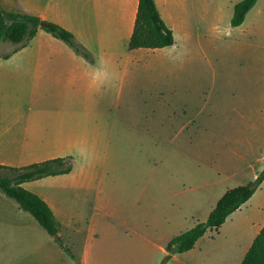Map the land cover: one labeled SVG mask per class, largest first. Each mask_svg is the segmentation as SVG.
Wrapping results in <instances>:
<instances>
[{
	"label": "rangeland",
	"instance_id": "1",
	"mask_svg": "<svg viewBox=\"0 0 264 264\" xmlns=\"http://www.w3.org/2000/svg\"><path fill=\"white\" fill-rule=\"evenodd\" d=\"M239 1L172 0L169 9L181 27L175 46L145 51L144 66L126 77L99 63L98 72L107 74L102 79L44 88L30 70L22 85L9 86L0 110L52 113L58 138L53 152L70 157L72 168L22 184L48 200L61 224L57 236L0 191V264H80L89 224L101 237L114 231L121 241L117 264H239L256 228L244 234L235 220L218 234L207 231L192 251L163 250L205 222L236 177L250 180L251 168L260 173L254 163L247 167L249 161L261 156L264 162V107L258 108L264 100V0L233 28ZM9 3L8 10L29 15L44 8L35 0ZM5 43L1 61L15 48ZM58 45L66 51L51 60L70 61L72 51ZM35 55L34 43L7 60L35 63ZM90 56L80 57L93 62ZM246 137L254 138L253 148L245 147ZM219 165L235 178L223 180ZM263 199L264 188L251 203Z\"/></svg>",
	"mask_w": 264,
	"mask_h": 264
},
{
	"label": "crops",
	"instance_id": "2",
	"mask_svg": "<svg viewBox=\"0 0 264 264\" xmlns=\"http://www.w3.org/2000/svg\"><path fill=\"white\" fill-rule=\"evenodd\" d=\"M9 2L10 0H0L4 10L17 12L7 9L10 6ZM35 2L37 4L41 2L44 6L42 11L37 14L40 20L59 25L72 33L90 55H93L94 60L93 62L86 60L84 62V59L76 55L65 43L39 29L26 46L20 48L8 58H4L7 54L2 56L4 60H0V100L5 96L10 85H22L26 79V72L30 70L34 72L35 85L44 88H55L58 85H65V83L75 81L87 82L91 77L94 79L105 78L106 73L98 72L99 63L122 71L126 77L131 71H137L144 66L143 55L145 51L165 50L166 48L174 47L176 31L178 26L181 28L179 22L176 24L173 21V16L169 9L172 0H154L162 21L172 31L174 44L162 49H134L130 51L127 45L134 27L138 0H35ZM59 41L65 44L73 53L71 60L68 62L51 60L58 57L60 50L66 51L61 45H58ZM34 43L35 56L39 61L35 63H8L7 59L17 56L23 49ZM3 44L5 45L6 43L2 42L0 47ZM12 49L14 47L9 52H12ZM208 63L213 66L211 60ZM82 64L89 66V72L82 68ZM60 90L63 91L62 89ZM53 92L55 93V91ZM211 98L214 97L210 95L208 99L211 100ZM258 104L259 109L264 107V100H261V97L258 100ZM262 109L264 110V108ZM56 127V117L49 112L24 116L19 112L0 110V165L22 167L58 158V155L53 152L58 146ZM246 139L245 147L253 148L255 144L254 138L246 137ZM260 159L261 156H257L254 160L248 162L247 167L251 168L254 163V166H259L257 170L261 172L264 168V162L261 164ZM251 169V179L242 180V178H235V175L226 173L222 165L218 166V171L220 173L223 172V180L237 179V184L226 188L227 190L255 179L257 176L255 169ZM64 175L67 174L58 176ZM262 188H264V180L257 190L261 191ZM257 190L239 209L231 213L217 230L208 229L207 231H215L218 234L226 226H230L229 222L235 220L237 223L236 228L240 229L242 233L249 234L256 228L257 235L264 225V199L255 204L251 203L256 193L259 192ZM38 196L52 210L58 223L57 235H59L61 224L58 222L53 208L46 198L39 194ZM72 225H74L75 229L83 230L80 225L73 223ZM14 227L23 228L22 225L17 226L16 224ZM85 234L86 242L79 257L80 264H95L96 262H99V264H117L116 261L120 259L121 241L115 237L113 230H110V237H101L98 229L89 224L86 226ZM205 234L198 239L194 247L189 251H192L199 243L204 242ZM163 250L167 253L166 246Z\"/></svg>",
	"mask_w": 264,
	"mask_h": 264
},
{
	"label": "trees",
	"instance_id": "3",
	"mask_svg": "<svg viewBox=\"0 0 264 264\" xmlns=\"http://www.w3.org/2000/svg\"><path fill=\"white\" fill-rule=\"evenodd\" d=\"M256 1L241 0L234 4L230 26L233 28L240 26ZM40 22H44V26L40 27ZM39 29L65 43L76 55L90 59V53L69 31L54 23L42 21L34 15L6 11L0 4V44L10 42L15 45L12 52L4 58L26 46ZM173 44L172 31L162 21L154 0H138L128 50L162 49ZM71 168L70 157H58L22 167L0 165V191L14 200L19 209L29 213L48 235L57 236L58 223L50 207L37 194L26 190L21 184L44 177L68 174ZM263 180L264 168L253 181L227 190L217 201L205 222L172 238L166 245V251L181 254L191 250L208 229L217 230L231 213L248 201ZM239 264H264V225Z\"/></svg>",
	"mask_w": 264,
	"mask_h": 264
},
{
	"label": "water",
	"instance_id": "4",
	"mask_svg": "<svg viewBox=\"0 0 264 264\" xmlns=\"http://www.w3.org/2000/svg\"><path fill=\"white\" fill-rule=\"evenodd\" d=\"M41 26H44V22H40V27H41Z\"/></svg>",
	"mask_w": 264,
	"mask_h": 264
}]
</instances>
